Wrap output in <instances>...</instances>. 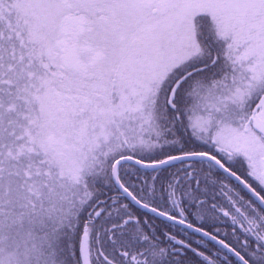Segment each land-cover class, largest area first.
<instances>
[{"label":"snow or ice","instance_id":"1","mask_svg":"<svg viewBox=\"0 0 264 264\" xmlns=\"http://www.w3.org/2000/svg\"><path fill=\"white\" fill-rule=\"evenodd\" d=\"M0 264H264V0H0Z\"/></svg>","mask_w":264,"mask_h":264}]
</instances>
